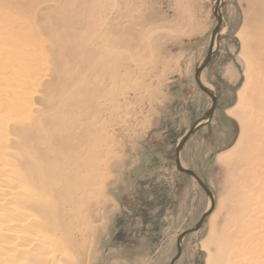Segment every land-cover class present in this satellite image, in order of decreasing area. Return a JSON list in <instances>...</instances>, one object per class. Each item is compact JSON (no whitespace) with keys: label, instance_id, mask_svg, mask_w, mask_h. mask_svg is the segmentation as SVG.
<instances>
[{"label":"rangeland","instance_id":"1","mask_svg":"<svg viewBox=\"0 0 264 264\" xmlns=\"http://www.w3.org/2000/svg\"><path fill=\"white\" fill-rule=\"evenodd\" d=\"M216 2L0 0V33L16 44L27 40L29 56L38 59L25 147L39 151L35 159L49 178L48 224L58 233L48 234L64 250L58 264H169L180 234L210 208L198 184L176 170L175 153L211 106L194 74L209 50ZM223 2L213 56L201 73L216 109L180 152L181 166L204 182L214 208L181 241L174 264H207L202 246L238 223L242 151L235 146L248 121L253 132L264 124L251 96L243 122L227 113L246 67L255 60L254 73L264 76V0ZM260 215L257 231L264 210ZM252 239L232 251L249 258Z\"/></svg>","mask_w":264,"mask_h":264},{"label":"bare ground","instance_id":"2","mask_svg":"<svg viewBox=\"0 0 264 264\" xmlns=\"http://www.w3.org/2000/svg\"><path fill=\"white\" fill-rule=\"evenodd\" d=\"M0 34V264H58L64 256V250L61 249L60 240L51 238L48 234L50 230L53 235L58 233L55 223H50L52 229L48 224L50 214L53 213V193L47 189L49 178L45 169L35 159L39 156V151L25 147L29 136L27 133L33 126V122H24L30 114L28 100L35 86L33 80L31 81V68L38 65V59L29 56L31 54L27 48L32 45L27 40L16 44L7 39L6 33ZM7 40L10 45L1 47L6 45ZM254 62H249L251 67L247 63L249 67H246L245 83L238 91L235 109L227 111L239 122H243L248 116L243 115L241 111L250 106V96L256 103L258 112L264 116V76L259 72L254 73L260 67V64ZM250 72L254 75H250ZM199 80L210 90L201 76ZM257 115L259 114L256 113L255 117ZM248 122V127L242 123V132L235 146L242 151V157L236 163L238 170H242L239 173L237 189L241 193L237 202L238 223L230 232L225 235L222 233L223 236L218 237L212 233L209 244L202 246L207 252V264H264V228L257 231L262 225H254L255 218L264 210V124L253 132L252 128H249L250 121ZM218 160L227 159L221 155ZM79 168L81 170V167ZM259 201L263 202V207L259 205ZM250 238H254L252 240L255 242L250 246V252L248 251L249 256L252 255L241 259L244 256L241 251L235 254L232 249H236V246L245 247ZM210 245H214V253L210 252Z\"/></svg>","mask_w":264,"mask_h":264},{"label":"water","instance_id":"3","mask_svg":"<svg viewBox=\"0 0 264 264\" xmlns=\"http://www.w3.org/2000/svg\"><path fill=\"white\" fill-rule=\"evenodd\" d=\"M224 2L223 0H217L215 8H213V15L216 18V25L212 31V38H211V42L209 45V50L207 52V55L205 57V59L202 61V64L198 67V69L195 72V76H194V80L195 83L197 85V88L203 93L205 94L207 97H209L211 100V106L209 108V110L206 112V114L200 119L198 120L193 126H191V128L185 132V134L178 140L177 146H176V155H175V167L176 170L180 173L185 174L186 176H188L190 179H192L193 181H195L198 186L204 191V193L208 196L209 200H210V208L207 210V212H205V214L202 215V217H200V220L198 221V223L196 224V226L190 230H186L185 232H183L182 234H180V236L177 239V243H175L176 245V250H177V254L176 256L173 257V259L171 260V262L169 264H174L181 256V241L188 235L197 232L199 229H201L203 222L205 221V219L207 218V216H209L214 208V200H213V196L211 191H209V189L207 188V186L204 184V182L199 179V177L191 170H187L184 169L181 165V161H180V152L182 151L184 145L186 144V142L189 140V138H191L194 134H196L201 128H203V126L207 125L208 123H210L211 119L213 118V111H215V107H216V103H217V97L214 93H212L210 90H208L207 88L204 87V85L200 82L199 77L201 76L200 74L203 72V70L206 68V66L209 64L212 56H213V48L214 47V41L216 39L217 34L219 33L220 30V25H221V18L219 16V8H221L223 6Z\"/></svg>","mask_w":264,"mask_h":264}]
</instances>
